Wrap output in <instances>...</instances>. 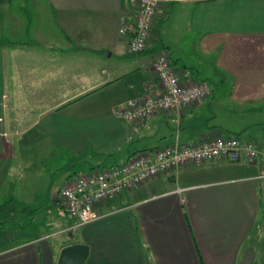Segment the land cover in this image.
<instances>
[{"label":"crops","instance_id":"0c3cea01","mask_svg":"<svg viewBox=\"0 0 264 264\" xmlns=\"http://www.w3.org/2000/svg\"><path fill=\"white\" fill-rule=\"evenodd\" d=\"M42 1L29 4V20L26 2L0 0V192L14 158L29 154L17 145L34 127L33 139L50 141L38 154L69 156L59 178L219 134L264 146V0L164 1L138 54L118 33L122 19L134 14L129 0ZM161 51L171 64L186 52L196 57L193 68L207 61L213 81L229 84V103L245 116L231 128L237 132L211 124L209 99L147 119L136 131L113 116L157 85L153 62ZM180 63L172 64L179 73L201 80ZM99 93L106 94L103 105H91ZM234 108L226 110L237 114ZM260 173L259 163L246 160L180 166L109 201L101 218L72 228L67 240L42 236L2 247L0 264H57L60 250L75 243L88 247L83 264H264Z\"/></svg>","mask_w":264,"mask_h":264},{"label":"built area","instance_id":"2783aa9c","mask_svg":"<svg viewBox=\"0 0 264 264\" xmlns=\"http://www.w3.org/2000/svg\"><path fill=\"white\" fill-rule=\"evenodd\" d=\"M129 1L135 7L134 14L122 19L118 33L127 36L128 52L138 54L146 50L152 22L160 5L168 0ZM170 63L168 54L161 51L153 62L157 85H150L148 92L116 107L112 111L113 116L130 123L132 130L136 131L147 119L176 112L210 98L212 90L207 82L191 78L188 72L171 71ZM221 159L259 163V176L264 177V146L250 140L243 141L237 136L219 134L196 142L144 151L120 165L78 175L61 189L62 209L73 220L71 227L84 226L103 216L99 212L103 205L146 181L180 166Z\"/></svg>","mask_w":264,"mask_h":264},{"label":"rangeland","instance_id":"374dc122","mask_svg":"<svg viewBox=\"0 0 264 264\" xmlns=\"http://www.w3.org/2000/svg\"><path fill=\"white\" fill-rule=\"evenodd\" d=\"M11 2L13 6L24 5L26 2V9L29 16H31V18H28L29 20L34 18V14L31 13V5L29 4L36 3L39 6L45 4L42 0H11ZM40 11L41 13H39L42 14L41 7ZM2 27L3 25L1 23L0 32H3ZM49 28L51 29V27ZM27 38L28 36L24 35L22 40ZM182 55L185 56V60L181 59L182 61L180 62L188 64V67L192 68L195 73L194 75L199 77L201 81L205 80L211 87L212 94L208 98L214 104L212 108L214 115L210 120L211 124L213 122V124L223 126L224 128L227 126L228 129H225L229 134L237 132L231 128L239 126V121L244 119L245 116L238 115V110H235L233 105L229 103V95L231 92L229 84L225 83L220 85L218 82L213 81L206 71L209 67L207 61L203 62V69L200 70L199 68L191 67L192 64L195 65V62H190L196 59L195 56L192 59L188 52L182 53ZM172 59L175 60L172 64H176V62L178 66L181 64L175 57H172ZM172 64L170 63L172 66L171 71L179 73L181 69L175 68ZM105 98L106 94H95L92 98L93 101L91 100V105L97 106L100 103L103 105ZM227 107L234 108L237 114L226 110ZM38 131L39 128L34 127V129L24 134L23 138L19 140L17 146L23 150H21L22 153L29 149V154L14 158L10 178L6 181L7 187L0 192V249L6 246H13L23 240L36 239L42 236L51 243L61 239L67 240L66 232L73 233L76 229L70 226L64 227V218L60 215L61 213H59L58 209V207H61L60 210L64 213L61 205L60 192L64 185L71 179L85 172H76L70 174L68 177L65 176L66 178L62 175L59 178L61 168L70 165L69 156L63 150L56 155L38 154L37 152L39 150L36 152V149H41L42 145L44 148L48 147V143L50 142L41 140V138L33 139L38 136ZM18 169L19 171H17Z\"/></svg>","mask_w":264,"mask_h":264},{"label":"water","instance_id":"95a60500","mask_svg":"<svg viewBox=\"0 0 264 264\" xmlns=\"http://www.w3.org/2000/svg\"><path fill=\"white\" fill-rule=\"evenodd\" d=\"M88 255V247L83 243L63 247L58 255L57 264H83Z\"/></svg>","mask_w":264,"mask_h":264}]
</instances>
